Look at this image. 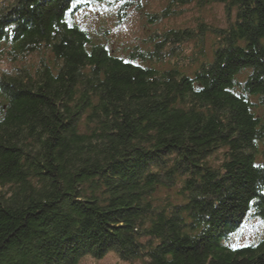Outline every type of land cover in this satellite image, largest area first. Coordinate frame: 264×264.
<instances>
[{
    "label": "trees",
    "instance_id": "16d2710c",
    "mask_svg": "<svg viewBox=\"0 0 264 264\" xmlns=\"http://www.w3.org/2000/svg\"><path fill=\"white\" fill-rule=\"evenodd\" d=\"M81 1L0 9V60L53 57L0 77V264H264V237L231 243L248 215L264 224V0H166L164 17L223 4L226 27L165 31L128 59L71 23ZM209 29L192 77L145 65ZM180 179V204L156 198Z\"/></svg>",
    "mask_w": 264,
    "mask_h": 264
},
{
    "label": "rangeland",
    "instance_id": "374dc122",
    "mask_svg": "<svg viewBox=\"0 0 264 264\" xmlns=\"http://www.w3.org/2000/svg\"><path fill=\"white\" fill-rule=\"evenodd\" d=\"M8 0H0V9L6 6ZM126 6V9L124 8ZM168 6L166 0H83L71 17V23L85 30L95 42L105 43L115 50L116 55L125 57L135 50L152 51L155 43L159 41V35L169 30H198L199 24L206 27L223 29L226 27V9L223 4H206L197 7L194 4L187 6H175L173 15L164 17L163 13ZM217 38L211 29L206 31L201 39L183 42L180 46L170 44L163 49L162 57L145 65L153 66L159 71L169 70L172 67L179 68L182 73L192 77L200 69V62H211L213 50L217 49ZM7 46L0 45V52H4ZM9 52V48L7 49ZM53 61L51 53L47 50L29 53L23 57L14 59L5 55L0 60V77L3 75H15L20 70L34 73L42 63ZM264 115V108H259V114ZM85 121L80 122L83 129ZM264 148V138L260 142ZM222 151L209 158L212 165H218L223 159ZM183 180H179L174 189L160 188L156 192V198L161 202L171 201L180 204L182 197L180 189ZM0 187V193L3 191ZM264 237V224L253 216H247L242 228L231 239L235 245L258 242ZM81 264H142L141 261L125 262L119 256L110 252L101 259L86 256Z\"/></svg>",
    "mask_w": 264,
    "mask_h": 264
}]
</instances>
